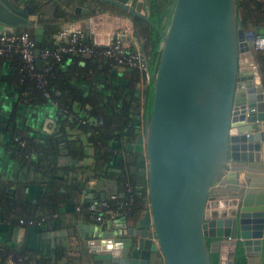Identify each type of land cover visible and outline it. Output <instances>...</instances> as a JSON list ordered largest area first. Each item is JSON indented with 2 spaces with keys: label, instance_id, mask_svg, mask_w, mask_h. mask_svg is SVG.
Here are the masks:
<instances>
[{
  "label": "water",
  "instance_id": "95a60500",
  "mask_svg": "<svg viewBox=\"0 0 264 264\" xmlns=\"http://www.w3.org/2000/svg\"><path fill=\"white\" fill-rule=\"evenodd\" d=\"M143 3L78 1L69 14L100 47L133 34L132 17L160 36L156 70L148 73L151 111L125 144L146 159L148 209L131 226L121 214L87 225L84 256L91 264H210L208 252H217V264H232L238 240L253 264L264 231V92L253 40L237 27L235 0H174L164 32ZM35 14L28 3L0 0V33L32 27L39 70L44 29ZM251 32L264 37L262 28ZM78 183L84 206L97 199Z\"/></svg>",
  "mask_w": 264,
  "mask_h": 264
},
{
  "label": "trees",
  "instance_id": "16d2710c",
  "mask_svg": "<svg viewBox=\"0 0 264 264\" xmlns=\"http://www.w3.org/2000/svg\"><path fill=\"white\" fill-rule=\"evenodd\" d=\"M173 3L174 0H145L148 19L162 32L168 25ZM235 7L236 24L243 31H252L264 23V0H235ZM57 17L66 20L63 10L57 11ZM131 20L133 34L139 40L138 51L148 69L147 75L153 74L159 57V33L141 18L132 17ZM48 27H45L48 32L42 36L39 50H47L50 54L40 58V69L34 65L33 71L29 72L20 55L10 50L0 56V61H4L9 68V73L0 79L13 92L20 94L26 104L42 106L52 103L56 109L57 126L55 132L47 135L42 142L11 140L9 147L15 149L20 142V150L17 151L21 157L31 155L30 165L40 173L46 184L55 183L57 178L43 169L42 162L49 161L60 150L75 160L88 159L89 163L80 166L82 172H89L91 177L115 185L112 193L115 198L105 197L107 212L135 220L148 209L147 183L140 160L144 157L140 153L125 151L124 144L134 141L150 114L151 78H146L144 71L119 65L114 58L104 56L100 46H92L94 53L90 56L60 52L57 53L59 59H55L51 53L61 43L50 42L49 38L57 30ZM12 32H27L33 39L32 27L16 26ZM85 41L90 44L86 35ZM126 50L134 49L129 46ZM68 61L71 62L67 64ZM80 82L88 86H81ZM120 151L121 156L118 155ZM44 197L50 206L56 203L52 195ZM9 203L11 201L4 205ZM211 240L205 239L206 246ZM4 251L11 253L5 247ZM2 255L0 253V264ZM259 257L264 264V243L261 244ZM208 258L210 264L218 263L217 252H208ZM27 261L29 259H23V262ZM39 261L36 262L43 264ZM232 264H248L239 241L235 242Z\"/></svg>",
  "mask_w": 264,
  "mask_h": 264
},
{
  "label": "crops",
  "instance_id": "0c3cea01",
  "mask_svg": "<svg viewBox=\"0 0 264 264\" xmlns=\"http://www.w3.org/2000/svg\"><path fill=\"white\" fill-rule=\"evenodd\" d=\"M12 1L17 2L19 6L28 3L35 9L39 24L44 29L43 35L48 32V29H45L47 26L51 30L52 28L57 30L51 36L53 43L57 42L59 29L69 21L80 24L86 35L83 24L69 18V14L72 12L71 6L75 5L77 0ZM145 7L144 1L142 8L146 13ZM58 10H63L66 20L57 17ZM28 19L31 20L33 17L30 16ZM20 26L27 25L17 27ZM14 28L11 31H14ZM258 28H262L264 31V23ZM123 30L125 28L120 26L119 31ZM120 41L126 47L130 46L134 50H139V40L135 34L130 33L127 39ZM253 56L264 92V48L256 50ZM70 62L68 61L67 64ZM8 73L7 64L0 61V78ZM80 84L88 86L85 83L80 82ZM55 110L52 103L42 106L26 104L20 94L13 92L0 79V189L2 188L1 196L4 198L2 201L0 199V205L11 201L9 205L0 207V243L14 256L19 255L18 257L22 259L34 261L40 260L43 264H91L90 260L86 259V255L84 256L81 246L82 242L84 243L83 236H88L91 232L87 225L91 223L103 224L118 214L111 216L105 211L103 223L96 222L87 211V206L81 203L83 196L72 188L73 182L76 183L77 180L82 179L81 173L83 172L80 166L90 161L88 159H72L65 154L64 150H60L49 161L42 162L43 169L52 172L57 178L55 183L46 184L43 183L40 173L30 165L33 159L30 157L31 155L25 154L21 157L17 151L20 150L21 143L18 142L15 149L10 148L8 143L11 140L19 139L42 142L47 135L55 132L57 126ZM86 149L89 150L88 147ZM69 179L70 181H68ZM83 186L92 189V195L97 198L95 200L100 199V193H104L103 198H105L115 191L114 183L91 176ZM50 187L51 189H49ZM46 195L55 197L56 203L50 206L46 202L48 199L44 197ZM40 217L44 220L37 225H22L18 222L19 219H38ZM125 222L127 226L132 225L131 218L125 217ZM262 243H264V231ZM229 246L228 244L222 246L226 260L230 252ZM258 258L260 259V257ZM258 258H253V264H262L261 259L259 261Z\"/></svg>",
  "mask_w": 264,
  "mask_h": 264
},
{
  "label": "built area",
  "instance_id": "2783aa9c",
  "mask_svg": "<svg viewBox=\"0 0 264 264\" xmlns=\"http://www.w3.org/2000/svg\"><path fill=\"white\" fill-rule=\"evenodd\" d=\"M244 39L247 41L249 39L253 40V49L261 50L264 48V37L258 35H252L251 31H243ZM57 42L61 44L57 48V52H52L51 55L55 59H59L57 53H77L83 56H90L94 53L92 46H97L90 42L85 41V33L80 24L75 21H69L65 23L57 33ZM126 46H124L120 40L113 39L105 47L101 53L106 57L114 58L116 63L119 65L134 67L140 71H144L145 77L147 78L146 64L144 57L138 50L127 51ZM13 50L20 55L21 60L24 62L26 69L29 72L33 71L34 68V41L32 37L27 32L14 33L12 31H2L0 33V56L6 54L8 51ZM50 53L47 50H39V58L46 57ZM113 194L108 195V199H114ZM87 211L90 213L92 218L98 222L103 223L104 212L107 211V202L105 198L90 201L86 205ZM76 210L78 209L75 208ZM111 216L113 213H109ZM122 215V214H121ZM44 218L40 217L38 219H19V223L22 225H37L40 224ZM152 240L154 237L151 236ZM5 252V253H4ZM0 253H2L3 258L1 264H38L34 260H29L23 262V259L18 256H14L11 253H6L4 251V246L0 243Z\"/></svg>",
  "mask_w": 264,
  "mask_h": 264
},
{
  "label": "flooded vegetation",
  "instance_id": "af4514ba",
  "mask_svg": "<svg viewBox=\"0 0 264 264\" xmlns=\"http://www.w3.org/2000/svg\"><path fill=\"white\" fill-rule=\"evenodd\" d=\"M78 1H81V2H84L85 0H77L76 2H75V4L78 2ZM145 1V0H144ZM73 6L74 5H72L71 7L73 8ZM255 51V50H254ZM256 52V51H255ZM255 52H254V54H255ZM253 59H254V56H253ZM142 132V131H141ZM141 132H138V133H141ZM135 140V139H134ZM133 142V141H132ZM127 143H130V142H127ZM127 143H125V144H127ZM125 144H124V150L125 151H128V152H133V151H129V150H126L125 149ZM140 154H142V153H140ZM119 156H121L122 155V151H120L119 152V154H118ZM143 155V154H142ZM144 157V156H143ZM140 160H141V162H142V164H143V162L144 161H146V159L145 158H140ZM146 166V165H145ZM144 170H145V168H144ZM82 174V179H80V180H77L76 181V183L75 182H73L74 183V185H72V188L74 189V191L75 192H77V190H78V188H79V183L78 182H82V188H84V186H83V184L84 183H87L88 181H89V176H91V174L90 173H86V172H83V173H81ZM86 187V186H85ZM145 212V211H144ZM125 217V216H124ZM140 218V217H139ZM138 219V218H137ZM212 241V240H211Z\"/></svg>",
  "mask_w": 264,
  "mask_h": 264
},
{
  "label": "rangeland",
  "instance_id": "374dc122",
  "mask_svg": "<svg viewBox=\"0 0 264 264\" xmlns=\"http://www.w3.org/2000/svg\"><path fill=\"white\" fill-rule=\"evenodd\" d=\"M146 161L143 162V167L145 168ZM145 171V170H144ZM145 178H146V173H145ZM238 244V243H237ZM239 245V244H238ZM242 246V245H241Z\"/></svg>",
  "mask_w": 264,
  "mask_h": 264
}]
</instances>
